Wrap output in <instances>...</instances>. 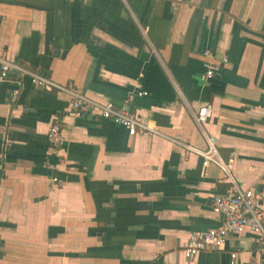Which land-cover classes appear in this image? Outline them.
Instances as JSON below:
<instances>
[{
    "label": "crops",
    "instance_id": "0c3cea01",
    "mask_svg": "<svg viewBox=\"0 0 264 264\" xmlns=\"http://www.w3.org/2000/svg\"><path fill=\"white\" fill-rule=\"evenodd\" d=\"M0 48L160 132L130 135L97 111L75 119L73 94L17 71L0 81V264L261 263L249 229L185 256L193 232L221 224L212 203L227 185L184 145L216 137L264 200V0H0ZM206 62L221 68L204 83ZM55 122L65 141L52 147Z\"/></svg>",
    "mask_w": 264,
    "mask_h": 264
},
{
    "label": "built area",
    "instance_id": "2783aa9c",
    "mask_svg": "<svg viewBox=\"0 0 264 264\" xmlns=\"http://www.w3.org/2000/svg\"><path fill=\"white\" fill-rule=\"evenodd\" d=\"M204 54L209 56L211 51L206 50ZM223 61L226 62L227 58H224ZM205 67L206 70L201 75V81L207 83L221 67L219 64L215 65L211 62H206ZM14 71H17L20 75H28L33 84L44 89L57 88L73 94L74 98L68 113L75 119H81L87 113L97 111L101 117L110 119L126 128L130 135L145 132L160 133L155 126L141 120L127 106H118L113 101L99 102L74 92L72 89L58 84L50 77L26 69L10 60L0 48V81L9 80ZM20 84L21 81H17V85ZM18 93L19 87L17 86L13 91V95ZM146 94L145 91L139 92V95ZM210 116L211 106L208 105L198 111L196 120L200 125H203ZM203 135L207 143L206 148L202 149L194 145H184V147L202 157L203 166L214 164L223 171V182L227 185V192L215 195L212 203L213 211L221 217V224L205 231L193 232L185 244L183 252L186 257H192L202 251L220 249L225 244L227 237L249 229L256 235V240L261 245L262 260L260 264H264V200L258 191L253 188H242L238 183L234 174L235 153L224 157L220 151L217 138L207 133V131H203ZM64 141L62 125L59 122L53 123L48 132L49 144L52 147H57L62 145ZM47 165L50 169H54L56 166L50 162ZM52 181L58 186L62 185V180L59 177H53ZM236 256V252L231 253V264H235Z\"/></svg>",
    "mask_w": 264,
    "mask_h": 264
},
{
    "label": "water",
    "instance_id": "95a60500",
    "mask_svg": "<svg viewBox=\"0 0 264 264\" xmlns=\"http://www.w3.org/2000/svg\"><path fill=\"white\" fill-rule=\"evenodd\" d=\"M55 54H58V51H55Z\"/></svg>",
    "mask_w": 264,
    "mask_h": 264
}]
</instances>
